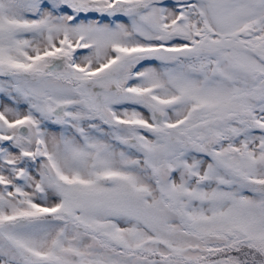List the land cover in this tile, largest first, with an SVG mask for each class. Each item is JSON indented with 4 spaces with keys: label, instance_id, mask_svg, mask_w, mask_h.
Here are the masks:
<instances>
[{
    "label": "snow or ice",
    "instance_id": "obj_1",
    "mask_svg": "<svg viewBox=\"0 0 264 264\" xmlns=\"http://www.w3.org/2000/svg\"><path fill=\"white\" fill-rule=\"evenodd\" d=\"M0 264H264V0H0Z\"/></svg>",
    "mask_w": 264,
    "mask_h": 264
}]
</instances>
